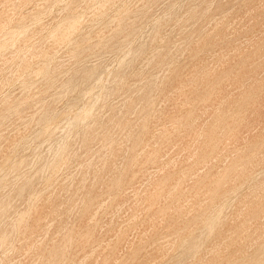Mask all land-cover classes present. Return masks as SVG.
I'll use <instances>...</instances> for the list:
<instances>
[{
	"label": "rangeland",
	"instance_id": "obj_1",
	"mask_svg": "<svg viewBox=\"0 0 264 264\" xmlns=\"http://www.w3.org/2000/svg\"><path fill=\"white\" fill-rule=\"evenodd\" d=\"M111 1L0 0V264H264V0Z\"/></svg>",
	"mask_w": 264,
	"mask_h": 264
},
{
	"label": "bare ground",
	"instance_id": "obj_2",
	"mask_svg": "<svg viewBox=\"0 0 264 264\" xmlns=\"http://www.w3.org/2000/svg\"><path fill=\"white\" fill-rule=\"evenodd\" d=\"M44 1H45V0H44ZM99 1H100V0H99ZM112 1H113V0H112ZM112 1H111V2H112ZM141 1H143V0H141ZM200 1H201V0H200ZM200 1H199V2H200ZM47 2H48V1H47ZM63 2H64V1H63ZM66 2H67V1H66ZM84 2H85V1H84ZM89 2H90V1H89ZM39 3H40V2H39ZM42 3H43V2L41 1V4H42ZM45 3H46V2H45ZM99 3H100V2H99ZM99 3H97V4H99ZM102 3H103V2H102ZM104 3H105V2H104ZM121 3H122V2H121ZM139 3H140V2H139ZM139 3H138V4H139ZM181 3H183V2H181ZM202 3H203V2H202ZM36 4H38V3H36ZM61 4H62V3H61ZM69 4H70V3H69ZM114 4H115V3H114ZM123 4H124V3H123ZM138 4H137V5H138ZM199 4H200V3H199ZM212 4H214V3H212ZM45 5H46V4H45ZM71 5H72V4H71ZM71 5H70V6H71ZM77 5H78V4H77ZM179 5H180V4H179ZM209 5H210V4H209ZM80 6H81V5H80ZM87 6H88V5H87ZM92 6H94V5H92ZM112 6H113V5H112ZM198 6H199V5H198ZM46 7H47V6H46ZM72 7H73V6H72ZM88 7H89V6H88ZM94 7H95V6H94ZM94 7H93V8H94ZM98 7H99V6H98ZM199 7H200V6H199ZM222 7H223V5H222ZM57 8H58V7H57ZM67 8H68V7H66V9H67ZM70 8H71V7H70ZM78 8H79V7H78ZM78 8H77V10H78ZM96 8H97V7H96ZM102 8H103V7H102ZM192 8H193V7H192ZM39 9H41V7H40ZM63 9H65V7H64ZM123 9H124V8H123ZM206 9H207V8H206ZM52 10H53V9H52ZM77 10H76V11H77ZM190 10H191V9H190ZM42 11H43V10H42ZM44 11H45V10H44ZM46 11H47V10H46ZM60 11H62V10H60ZM204 11H205V10H204ZM68 12H69V11H68ZM78 12H79V11H78ZM78 12H77V13H78ZM202 12H203V11H202ZM12 13H13V12H12ZM36 13H38V12H36ZM70 13H71V12H70ZM167 13H168V12H167ZM58 14H59V12H58ZM30 15H32V14H30ZM35 15H36V14H35ZM92 15H93V14H92ZM67 16H69V15H67ZM173 16H174V15H173ZM194 16L196 17L197 15H194ZM29 17H32V16H29ZM49 17H50V16H49ZM71 17H72V16H71ZM80 17H81V16H80ZM83 17H84V16H82L81 18L83 19ZM95 17H96V16H95ZM200 17H201V16H200ZM203 17H204V16H203ZM38 18H39V17H38ZM72 18H74V17H72ZM75 18H76V17H75ZM81 18H80V19H81ZM160 18H161V17H160ZM32 19H33V18H32ZM63 19H64V18H63ZM63 19H62V20H63ZM80 19H79V20H80ZM115 19H116V18H115ZM187 19H188V18H187ZM190 19H191V18H190ZM190 19H189V20H190ZM194 19H195V18H194ZM22 20H24V19H22ZM66 20H67V19H64V21H66ZM83 20H84V19H83ZM110 20H111V19H110ZM110 20H109V21H110ZM169 20H170V19H169ZM72 21H74V20H72ZM80 21H81V20H80ZM130 21H131V20H130ZM156 21H157V20H156ZM196 21H197V20H196ZM62 22H63V21H62ZM76 22H77V21H76ZM110 22H111V21H110ZM114 22H115V21H114ZM114 22H113V23H114ZM69 23H70V22H69ZM108 23H109V22H108ZM113 23H112V24H113ZM153 23H154V22H153ZM209 23H210V22H209ZM209 23H208V24H209ZM60 24H61V23H60ZM35 25H36V24H35ZM56 25H57V24H56ZM104 25H105V24H104ZM106 25H107V24H106ZM106 25H105V26H106ZM119 25H120V24H119ZM184 25H185V24H184ZM15 26H16V25H15ZM108 26H110V24H109ZM147 26H148V25H147ZM192 26H193V25H192ZM18 27H19V26H18ZM23 27H24V26H23ZM52 27H55V26H52ZM59 27H60V26H59ZM102 27H103V26H102ZM153 27H154V26H153ZM21 28H22V27H21ZM30 28H31V27H30ZM123 28H124V27H123ZM174 28H176V27H174ZM191 28H192V27H191ZM26 29H27V28H26ZM42 29H43V28H42ZM192 29H193V28H192ZM24 30H25V29H24ZM39 30H40V29H39ZM18 31H19V30H18ZM102 31H103V30H102ZM258 31H259V30H258ZM4 32H5V31H4ZM41 32H43V31H41ZM132 32H133V31H132ZM132 32H131V33H132ZM100 33H101V32H100ZM129 33H130V32H129ZM133 33H134V32H133ZM23 34H24V33H23ZM23 34H22V36H23ZM47 34H48V33H47ZM50 34H51V32H50ZM166 34H167V33H166ZM166 34H165V35H166ZM51 35H53V34H51ZM87 35H88V34H87ZM130 35H132V34H130ZM148 35H149V34H148ZM35 36H36V35H35ZM85 36H86V35H85ZM161 36H162V35H161ZM161 36H159V37H161ZM169 36H170V35H169ZM193 36H194V35H193ZM45 37H46V35H45ZM50 37H51V36H50ZM127 37H128V36H127ZM176 37H177V36H176ZM182 37H183V36H182ZM42 38H43V37H42ZM129 38H130V37H129ZM126 39H127V38H125V40H126ZM31 40H32V39H31ZM112 40H113V39H112ZM189 40H190V39H189ZM223 40H224V39H223ZM53 41H54V40H53ZM68 41H69V40H68ZM107 41L109 42L110 40H107ZM118 41H119V40H118ZM122 41H124V40L122 39ZM164 41H165V40H164ZM26 42H27V41H26ZM26 42L24 43V45L26 44ZM40 42H41V41H40ZM59 42H60V41H59ZM108 42H107V43H108ZM116 42H117V41H116ZM116 42H115V43H116ZM162 42H163V41H162ZM2 43H3V42H2ZM37 43H38V42H37ZM68 43H69V42H68ZM71 43H72V42H71ZM88 43H89V42H88ZM115 43H114V45H117V44H118V42H117V44H115ZM172 43H173V42H172ZM0 44H1V43H0ZM4 44H5V43H4ZM78 44H79V43H78ZM119 44H120V41H119ZM119 44H118V45H119ZM151 44H152V43H151ZM187 44H188V43H187ZM142 45H143V44H142ZM13 46H15V45L13 44ZM67 46H68V45H67ZM97 46H98V45H97ZM106 46H107V45H106ZM189 46H190V45H189ZM9 47H10V46H9ZM115 47H116V46H115ZM158 47H159V46H158ZM175 47H176V46H174V48H175ZM24 48H25V47H24ZM59 48H60V47H59ZM65 48H66V47H65ZM77 48H78V47H77ZM98 48H99V47H98ZM103 48H104V46H103ZM103 48H102V49H103ZM180 48H181V45H180ZM8 49H9V48H8ZM8 49H7V51H8ZM12 49H13V48H12ZM157 49H158V48H157ZM157 49H156V50H157ZM40 50H41V48H40ZM73 50H74V48H73ZM88 50H89V49H88ZM125 50H126V49H125ZM167 50H168V49H167ZM171 50H172V49H171ZM182 50H183V48H182ZM47 51H48V50H47ZM78 52H79V51H78ZM160 52H161V49H160ZM100 53H101V52H100ZM130 53H131V52H130ZM150 53H151V52H150ZM153 53H154V52H153ZM158 53H159V52H158ZM45 54H47V53L45 52ZM156 54H157V53H156ZM161 54H162V53H161ZM176 54H177V53H176ZM183 54H184V52H183ZM43 55H44V54H43ZM77 55H78V54H77ZM195 55H196V54H195ZM126 56H127V55H126ZM130 56H131V55H130ZM90 57H91V56H90ZM133 57H134V56H133ZM139 57H140V56H139ZM149 57H150V56H149ZM159 57H160V56H159ZM164 57H165V56H164ZM166 57H167V56H166ZM176 57H177V56H176ZM181 57H183V55H182ZM71 58H73V57H71ZM177 58H178V57H177ZM175 59H176V58H175ZM147 60H148V58H147ZM150 60H151V59H150ZM153 60H154V58H153ZM164 60H165V59H164ZM179 60H180V59H179ZM21 61H22V59H21ZM145 61H146V60H145ZM176 61H177V60H176ZM149 62H150V61H149ZM162 62H163V61H162ZM169 62H170V61H169ZM172 62H173V59H172ZM38 63H40V62H38ZM38 63H37V64H38ZM81 63H82V62H81ZM119 63H120V62H119ZM143 63H144V62H143ZM150 63H151V62H150ZM156 63H157V62H156ZM3 64H4V63H3ZM145 64H146V63H145ZM13 65H14V64H13ZM19 65H20V64H19ZM38 65H39V64H38ZM77 65H78V64H77ZM118 65H119V64H118ZM148 65H149V64H148ZM158 65H159V64H158ZM4 66H5V65H4ZM73 66H74V65H73ZM78 66H79V65H78ZM168 66H169V65H168ZM29 67H30V69H31V66H29ZM33 67H34V66H33ZM33 67H32V68H33ZM42 67H43V66H42ZM42 67H41L40 70H42ZM145 67H147V65H145ZM145 67H144V68H145ZM187 67H188V66H187ZM3 68H4V67H3ZM11 68H12V67H11ZM11 68H10V69H11ZM59 68H60V67H59ZM59 68H58V69H59ZM71 68H72V67H71ZM19 69H21V68H19ZM166 69H167V68H166ZM25 70H27V69H25ZM33 70H34V69H33ZM53 70H55V66H54V69H53ZM53 70H52V71H53ZM137 70H138V69H137ZM168 70H169V69H168ZM191 70H192V69H191ZM6 71H7V70H6ZM31 71H32V70H31ZM34 71H35V70H34ZM38 71H39V70L37 69V72H38ZM67 71H68V70H67ZM94 71H95V70H94ZM104 71H105V70H104ZM161 71H162V70H161ZM24 72H25V71H24ZM28 72H29V71H28ZM50 72H51V71H50ZM76 72H77V71H76ZM165 72H166V71H165ZM226 72H227V71H226ZM4 73H6V72L4 71ZM30 73H31V72H30ZM30 73H29V74H30ZM39 73H40V71H39ZM45 73H46V72H45ZM48 73H49V72H48ZM99 73H100V72H99ZM102 73H103V72H102ZM109 73H110V72H109ZM109 73H108V74H109ZM140 73H141V72H140ZM17 74H18V72H17ZM29 74H28L27 76H29ZM36 74H37V73H36ZM63 74H65V73H63ZM103 74H104V73H103ZM1 75H2V74H1ZM3 75H4V74H3ZM10 75H11V73H10ZM10 75H9V76H10ZM13 75H14V74H13ZM32 75H33V74H32ZM34 75H35V73H34ZM46 75H47V73H46ZM66 75H67V74H66ZM142 75H143V74H142ZM7 76H8V75H7ZM20 76H21V75H20ZM42 76H43V75H42ZM99 76H101V75H99ZM134 76H135V75H134ZM157 76H159V75H157ZM11 77H12V76H11ZM64 77H65V76H64ZM73 77H74V76H73ZM90 77H92V76H90ZM90 77H89V78H90ZM101 77H102V76H101ZM108 77H109V76H108ZM122 77H123V76H122ZM140 77H141V76H140ZM16 78H17V77H16ZM20 78H21V77H20ZM89 78H88V79H89ZM97 78L100 79V77H97ZM97 78H96V79H97ZM138 78H139V77H138ZM153 78H154V77H153ZM58 79H59V78H58ZM58 79H55V80L57 81ZM136 79H137V78H136ZM158 79H159V78H158ZM158 79H157V80H158ZM11 80H12V79H11ZM24 80H25V79H24ZM41 80H42V79H41ZM41 80H40V81H41ZM70 80L72 81V79H70ZM90 80H91V79H90ZM101 80H102V78H101ZM101 80H100V81H101ZM162 80H163V79H162ZM9 81H10V80H9ZM38 81H39V80H38ZM53 81H54V80H53ZM95 81H96V80H95ZM97 81H98V80H97ZM97 81H96V82H97ZM214 81H215V80H214ZM22 82H23V81H22ZM31 82H32V81H31ZM51 82H52V81H51ZM65 82H66V81H65ZM67 82H68V81H67ZM98 82H99V81H98ZM155 82H156V81H155ZM155 82H154V83H155ZM223 82H224V81H223ZM20 83H21V82H20ZM20 83H19V84H20ZM26 83H27V82H26ZM44 83H45V82H44ZM107 83H108V82H107ZM116 83H117V82H116ZM151 83H152V82H151ZM151 83H150V84H151ZM34 84H35V83H34ZM34 84H33V85H34ZM37 84H38V83H37ZM75 84H76V83H75ZM75 84H73L72 87H73ZM135 84H136V83H135ZM139 84H140V83H139ZM139 84H138V85H139ZM152 84H153V83H152ZM152 84H151V85H152ZM33 85H31V86H33ZM46 85H47V84H46ZM51 85H53V83H52ZM55 85H56V84H55ZM64 85H65V84H64ZM67 85H68V83H67L64 87H66ZM93 85H94V84H93ZM1 86H2V85H1ZM20 86H21V85H20ZM48 86H49V84H48ZM53 86H54V85H53ZM103 86H104V85H103ZM139 86H140V85H139ZM153 86H154V85H153ZM153 86H152V87H153ZM155 86H156V83H155ZM160 86H161V85H160ZM180 86H181V85H180ZM34 87H35V85H34ZM43 87H44V86H43ZM60 87H63V86H60ZM64 87H63V88H64ZM74 87H75V86H74ZM92 87H93V86H92ZM112 87H113V86H112ZM27 88H28V86H27ZM129 88H130V86H129ZM144 88H145V87H144ZM21 89H22V88H21ZM48 89H49V88H48ZM50 89H52V88L50 87ZM50 89H49V90H50ZM61 89H62V88H61ZM76 89H77V88H76ZM78 89H79V88H78ZM111 89H112V88H111ZM127 89H128V88H127ZM137 89H138V88H137ZM145 89H146V88H145ZM25 90H26V86H25ZM66 90H67V89H66ZM126 91H127V90H126ZM128 91H129V90H128ZM130 91H131V90H130ZM132 91H133V90H132ZM141 91H142V90H141ZM144 91H145V90H144ZM150 91H151V90H150ZM23 92H24V91H23ZM23 92H22V93H23ZM28 92H30V91H28ZM66 92H67V91H66ZM73 92H74V91H73ZM88 92H90V91H88ZM98 92H99V91H98ZM146 92H147V91H146ZM74 93H75V92H74ZM101 93H102V92H101ZM101 93H99V94H101ZM139 93H140V92H139ZM27 94H29V93H27ZM27 94H26V95H27ZM57 94H58V93H57ZM61 94H62V93H61ZM61 94H60V96H61ZM132 94H133V92H132ZM205 94H206V93H205ZM13 95H14V93H13ZM20 95H21V94H20ZM87 95H88V93H87ZM124 95H125V94H124ZM128 95H129V94H128ZM137 95H139V94H137ZM23 96H24V95H23ZM57 96H58V95H57ZM83 96H86V95H83ZM83 96H82V97H83ZM99 96H100V95H99ZM139 96H140V95H139ZM209 96H210V95H209ZM11 97H12V96H11ZM35 97H36V95H35ZM63 97H65V96H63ZM100 97H101V96H100ZM120 97H121V96H120ZM123 97H124V96H123ZM129 97H130V96H129ZM136 97H138V96H136ZM19 98H20V97H19ZM19 98H18V96H17V99H19ZM53 98H54V97H53ZM96 98H97V97H96ZM96 98H95V100H96ZM149 98H150V97H149ZM17 99H16V100H17ZM49 99H50V98H49ZM61 99H62V98H61ZM89 99H90V98H89ZM89 99H88V100H89ZM99 99H100V98H98V100H99ZM119 99H120V98H119ZM143 99H144V98H143ZM19 100H20V99H19ZM21 100H22V99H21ZM23 100H24V99H23ZM70 100H71V99H70ZM98 100H97V101H98ZM138 100H139V99H138ZM140 100H141V99H140ZM76 101H77V100H76ZM150 101H151V100H150ZM195 101H196V100H195ZM204 101H205V100H204ZM4 102H5V101H4ZM6 102H7V100H6ZM73 102H75V100H74ZM115 102H116V101H115ZM127 102H128V101H127ZM152 102H153V100H152ZM206 102H207V101H206ZM212 102H213V101H212ZM7 103H8V102H7ZM7 103H6V104H7ZM14 103H17V102L14 101ZM20 103H21V102H20ZM20 103H19V104H20ZM93 103H94V102H93ZM95 103H96V102H95ZM97 103H98V102H97ZM97 103H96V104H97ZM169 103H170V102H169ZM183 103H184V102H183ZM203 103H204V102H203ZM2 104H3V103H2ZM31 104H32V103H31ZM35 104H36V103H35ZM40 104H41V103H40ZM44 104H45V103H44ZM74 104H75V103H74ZM77 104H78V103H77ZM185 104H186V103H185ZM185 104H184V105H185ZM20 105H21V104H20ZM132 105H133V104H132ZM2 106H3V105H2ZM5 106H6V105H5ZM14 106H15V105H14ZM17 106H18V105H17ZM27 106H28V105H27ZM74 106H75V105H74ZM77 106H78V105H76L75 108H77ZM84 106H85V105H84ZM90 106H92V105H90ZM112 106H113V105H112ZM145 106H147V105H145ZM36 107H37V106H36ZM36 107H35V108H36ZM87 107H88V106H87ZM136 107H137V106H136ZM149 107H150V106H149ZM151 107H152V106H151ZM159 107H160V106H159ZM183 107H184V106H183ZM196 107H197V106H196ZM9 108H10V107H9ZM42 108H43V107H42ZM120 108H121V105H120ZM134 108H135V107H134ZM113 109H114V108H113ZM148 109H149V108H148ZM14 110H15V108H14ZM22 110H23V109H22ZM22 110H20V111H22ZM32 110H33V109H32ZM72 110H73V109H72ZM77 110H78V109H77ZM87 110H88V109H87ZM135 110H136V109H135ZM149 110H150V109H149ZM149 110H147V111H149ZM6 111H7V110H6ZM20 111H19V112H20ZM47 111H48V110H47ZM47 111H46V112H47ZM49 111H51V110H49ZM52 111H54V110H52ZM52 111H51V114L53 113ZM73 111H74V110H73ZM79 111H80V110H79ZM85 111H86V110H85ZM110 111H111V110H110ZM112 111H113V110H112ZM117 111H118V110H117ZM117 111H116V112H117ZM119 111H120V109H119ZM144 111H145V110H144ZM8 112H9V110H8ZM19 112H18V113H19ZM25 112H26V111H25ZM37 112H38V111H37ZM37 112H36V113H37ZM39 112H40V111H39ZM69 112H72V111L69 110ZM88 112H89V111H88ZM88 112H87V113H88ZM113 112H114V111H113ZM129 112H130V111H129ZM142 112H143V111H142ZM27 113L30 114L31 112L29 113V111H28ZM27 113H26V114H27ZM48 113H49V112H48ZM58 113H59V112H58ZM58 113H57V114H58ZM73 113H74V112H73ZM75 113H76V112H75ZM81 113H82V112H81ZM81 113H80V114H81ZM85 113H86V112H85ZM85 113H84V115H85ZM117 113H120V112H117ZM134 113H135V112H134ZM159 113H160V112H159ZM4 114H5V113H4ZM20 114H21V113H20ZM20 114H19V115H20ZM33 114H35V113L33 112ZM46 114H47V113H46ZM46 114H45V115H46ZM63 114H64V113H62V116H63ZM0 115H1V114H0ZM2 115H3V114H2ZM67 115H69V114H67ZM115 115H116V114H115ZM117 115H118V114H117ZM131 115H132V114H131ZM146 115H147V114H146ZM8 116H9V114L7 115V117H8ZM16 116H18V115H16ZM16 116H15V117H16ZM36 116H37V114H36ZM41 116H42V115H40V117H41ZM78 116H79V115H78ZM132 116H133V115H132ZM10 117H13V116H10ZM33 117H35V115H33ZM40 117H39V118H40ZM48 117H49V116H48ZM63 117H64V116H63ZM73 117H74V116H73ZM85 117H86V115H85ZM31 118H32V117H31ZM46 118H47V117H46ZM75 118H76V116H75ZM79 118H80V116H79ZM123 118H124V117H123ZM181 118H182V117H181ZM20 119H21V118H20ZM28 119H29V118H28ZM40 119H41V118H40ZM40 119H39V120H40ZM53 119H54V117H53ZM55 119H57V118L55 117ZM55 119H54V120H55ZM70 119H71V118H70ZM85 119H86V118H84V120H85ZM101 119H102V118H101ZM101 119H100V120H101ZM112 119H114V118H112ZM17 120H19V119H17ZM23 120H24V118H23ZM30 120H32V119H30ZM30 120H28V122H29ZM51 120H52V119H51ZM57 120H58V119H57ZM66 120H67V119H66ZM78 120H79V119H78ZM100 120H99V122H101ZM179 120H180V118H179ZM14 121H15V120H14ZM24 121H25V120H24ZM33 121H34V120H33ZM40 121H41V120H40ZM48 121H49V120H48ZM48 121H47V122H48ZM52 121H53V120H52ZM60 121H61V120H60ZM72 121H73V120H72ZM82 121H83V120L81 119V122H82ZM127 121H128V120H127ZM2 122H3V121H2ZM2 122H1V123H2ZM21 122H22V119H21ZM21 122H19V123H21ZM47 122H46L45 124H47ZM56 122H57V121H56ZM76 122H80V121H77V119H76ZM112 122H113V121H112ZM112 122H111V123H112ZM1 123H0V124H1ZM29 123H31V122H29ZM29 123H28V124H29ZM32 123H33V122H32ZM39 123H40V122H39ZM54 123H55V122H54ZM73 123H74V122H73ZM124 123H125V122H124ZM171 123H172V122H171ZM28 124L25 125V123H24L25 127H28ZM55 124H56V123H55ZM55 124H52V125H55ZM69 124H70V123H69ZM119 124H120V123H119ZM13 125H15V124H13ZM13 125H12V126H13ZM30 125H31V124H30ZM30 125H29V126H30ZM50 125H51V124H50ZM64 125H65V124H64ZM73 125H75V124H73ZM132 125H133V124H132ZM43 126H45V125H43ZM57 126H58V125H57ZM65 126H66V125H65ZM94 126H95V125H94ZM110 126H111V125H110ZM127 126H128V125H127ZM143 126H144V125H143ZM10 127H11V126H10ZM10 127H9V128H10ZM20 127H21V124H20ZM22 127H23V125H22ZM46 127H48V129H49L48 124L46 125ZM46 127H44V128L47 130ZM78 127H79V126H78ZM116 127H117V126H116ZM17 128H18V127H17ZM96 128H97V126H96ZM106 128H107V127H106ZM128 128H129V127H128ZM128 128H127V129H128ZM167 128H168V127H167ZM5 129H6V128H5ZM18 129H19V128H18ZM24 129H26V128H23V130H24ZM83 129H84V128H83ZM109 129H110V128H109ZM137 129H138V128H137ZM143 129H144V128H143ZM146 129H148V128H146ZM228 129H229V128H228ZM14 130H15V129H14ZM14 130H13V131H14ZM40 130H41V129H40ZM42 130H43V132L46 131V130H44V129H42ZM63 130H64V129H63ZM63 130H62V131H63ZM104 130H105V129H104ZM80 131H81V130H80ZM97 131H98V129H97ZM112 131H113V130H112ZM116 131H117V130H116ZM124 131H125V130H124ZM20 132H21V131H20ZM38 132H40V131H37V132L35 133V134H36V137L38 136L37 134H39ZM41 132H42V131H41ZM46 132H47V131H46ZM108 132H109V131H108ZM129 132H130V131H129ZM138 132H140V131L138 130ZM155 132H156V131H155ZM168 132H169V131H168ZM4 133H5V132H4ZM53 133H54V131H53ZM84 133H85V132H84ZM84 133H83V136H84ZM135 133H136V132H135ZM153 133H154V132H153ZM165 133H166V132H165ZM169 133H170V132H169ZM9 134H10V133H9ZM18 134H19V133H18ZM23 134H24V133H23ZM40 134H41V133H40ZM40 134H39V135H40ZM49 135H50V134H49ZM77 135H78V134H77ZM77 135H76V137H77ZM92 135H93V134H92ZM136 135H138V134H136ZM9 136H10V135H9ZM23 136H24V135H23ZM40 136H41V135H40ZM43 136H44V135H43ZM73 136H74V135H73ZM131 136H132V135H131ZM171 136H172V135H171ZM26 137H27V136H26ZM30 137H31V136H30ZM30 137H29V138H30ZM38 137H39V136H38ZM65 137H67V136H65ZM128 137H129V136H128ZM39 138H41V137H39ZM63 138H64V137H63ZM118 138H119V137H118ZM123 138H124V137H123ZM132 138H133V137H132ZM153 138H154V136L152 137V139H153ZM0 139H1V138H0ZM64 139H65V138H64ZM82 139H83V138H82ZM152 139H150V140L152 141ZM22 140H23V139H22ZM27 140H28V139H27ZM27 140H26V141H27ZM62 140H63V139H62ZM73 140H74V139H73ZM78 140H79V139H78ZM97 140H98V139H97ZM159 140H160V139H159ZM19 141H20V140H19ZM28 141H29V140H28ZM28 141H27V142H28ZM33 141H34V140H33ZM60 141H61V140H60ZM94 141H95V140H94ZM125 141H126V140H125ZM141 141H142V140H141ZM148 141H149V140H148ZM7 142H8V140H7ZM15 142H16V141H15ZM101 142H102V141H101ZM118 142H119V141H118ZM127 142H128V141H127ZM0 143H1V142H0ZM23 143H25V142H23ZM33 143H34V142H33ZM44 143H45V142H44ZM67 143H69V142H67ZM82 143H83V142H82ZM143 143H144V142H143ZM145 143L147 144V142H145ZM19 144H21V143H19ZM57 144H58V143H57ZM25 145H26V144H25ZM59 145H60V144H59ZM62 145H63V144H62ZM74 145H75V144H74ZM89 145H90V144H89ZM91 145H92V144H91ZM143 145H144V144H143ZM2 146H3V145H2ZM20 146H21V145H20ZM34 146H35V145H34ZM39 146H40V145H39ZM39 146H38V147H39ZM50 146H51V145H50ZM50 146H49V147H50ZM53 146H54V145H53ZM57 146H58V145H57ZM110 146H111V145H110ZM137 146H138V145H137ZM141 146H142V144H141ZM152 146H153V145H152ZM14 147H15V146H14ZM41 147H42V146H41ZM64 147H65V146H64ZM78 147H79V146H78ZM112 147H113V146H112ZM138 147H139V146H138ZM1 148H2V147H1ZM22 148H23V147H22ZM34 148H35V147H34ZM51 148H52V147H51ZM57 148H58V147H57ZM57 148H56V149H57ZM106 148H107V147H106ZM144 148H145V147H144ZM148 148H149V147H148ZM154 148H155V147H154ZM12 149H13V148H12ZM36 149H37V148H36ZM72 149H73V148H72ZM81 149H82V148H81ZM127 149H128V148H127ZM137 149H138V148H137ZM17 150H18V149H17ZM37 150H38V149H37ZM40 150H41V149H40ZM46 150H47V149H46ZM48 150H49V149H48ZM66 150H67V149H66ZM66 150H65V152H66ZM79 150H80V149H79ZM112 150H113V149H112ZM130 150H131V149H130ZM52 151H53V150H52ZM56 151H57V150H56ZM100 151H101V150H100ZM102 151H103V150H102ZM13 152H14V150H13ZM35 152H36V151H35ZM109 152H110V151H109ZM118 152H119V151H118ZM145 152H146V151H145ZM236 152H237V151H236ZM8 153H9V152H8ZM17 153H18V152H17ZM42 153H43V152H42ZM49 153H50V151H49ZM51 153H52V152H51ZM51 153H50V154H51ZM54 153H55V152H54ZM87 153H88V152H87ZM89 153H90V152H89ZM125 153H126V152H125ZM256 153H257V152H256ZM15 154H16V153H15ZM33 154H34V153H33ZM52 154H53V153H52ZM75 154H76V153H75ZM96 154H97V153H96ZM106 154H107V153H106ZM140 154H141V153H140ZM213 154H214V153H213ZM13 155H14V153H13ZM41 155H42V154H41ZM41 155H40V157H41ZM56 155H57V154H56ZM77 155H78V154H77ZM84 155H85V154H84ZM125 155H126V154H125ZM164 155H165V154H164ZM10 156H11V155H10ZM19 156H20V155H19ZM19 156H17V157H19ZM32 156H33V155H32ZM36 156H37V154H36ZM48 156H49V155H48ZM14 157H15V156H14ZM54 157H55V156H54ZM68 157H69V154H68ZM68 157H67V158H68ZM125 157H126V156H125ZM138 157H139V155H138ZM201 157H202V156H201ZM28 158H29V157H28ZM38 158H39V157H38ZM79 158H80V157H79ZM92 158H94V156H93ZM116 158H117V157H116ZM123 158H124V157H123ZM136 158H137V156H136ZM5 159H7V158H5ZM16 159H17V158H16ZM16 159H15V160H16ZM19 159H20V158H18V160H19ZM25 159H26V158H25ZM29 159H30V158H29ZM46 159H48V158H46ZM46 159H44V160L47 161ZM54 159H55V158H54ZM96 159H97V158H96ZM105 159H106V157H105ZM110 159H111V158H110ZM248 159H249V158H248ZM18 160H17V162H18ZM20 160L23 161L22 158H21ZM30 160H31V159H30ZM32 160H33V159H32ZM141 160H142V159H141ZM227 160H228V159H227ZM241 160H242V159H240V161H241ZM22 161H21V162H22ZM26 161H27V160H25V162H26ZM45 161H44V162H45ZM9 162H10V161H9ZM19 162H20V161H19ZM29 162H30V161H29ZM53 162H54V161H53ZM76 162H77V161H76ZM89 163H90V161H89ZM93 163H94V162H93ZM95 163H97V162H95ZM132 163H133V162H132ZM147 163H148V162H147ZM150 163H152V161H151ZM13 164H14V163H13ZM22 164H23V163H22ZM45 164H46V163H45ZM3 165H5V164H3ZM3 165H2V166H3ZM19 165H20V164L18 163V166H19ZM85 165H86V164H85ZM121 165H122V164H121ZM145 165H146V164H145ZM89 166H90V165H89ZM44 167H45V166H44ZM44 167H43V168H44ZM81 167H82V166H81ZM125 167H126V166H125ZM8 168H9V166H8ZM39 168H40V167H39ZM62 168H63V167H62ZM62 168H61V170H62ZM237 168H238V167H237ZM34 169H35V167H34ZM134 169H135V168H134ZM42 170H43V169H42ZM53 170H54V169H53ZM123 170H124V168H123ZM130 170H131V169H130ZM232 170H233V169H232ZM0 171H1V170H0ZM10 171H11V170H10ZM15 171H16V170H15ZM39 171H40V170H39ZM43 171H44V170H43ZM86 171H87V170H86ZM88 171H89V170H88ZM88 171H87V172H88ZM172 171H173V170H172ZM244 171H245V170H244ZM37 172H38V171H37ZM51 172H52V171H51ZM60 172H61V171H60ZM75 172H76V171H75ZM105 172H106V171H105ZM218 172H219V171H218ZM13 173H15V172H13ZM28 173H29V172H28ZM30 173H31V172H30ZM79 173H80V171H79ZM95 173H96V172H95ZM228 173H229V172H228ZM261 173H262V172H261ZM35 174H36V172H35ZM37 174H38V173H37ZM37 174H36L35 179L38 178ZM41 174H43V173L41 172ZM73 174H74V173H73ZM73 174H72V175H73ZM221 174H222V173H221ZM12 175H13V174H12ZM12 175H11V176H12ZM39 175H40V174H39ZM44 175H45V174H44ZM56 175H57V174H56ZM77 175H78V174H77ZM81 175H82V174H81ZM137 175H138V174H137ZM182 175H183V174H182ZM22 176H23V175H22ZM82 176H83V175H82ZM120 176H121V175H120ZM206 176H207V175H206ZM226 176H227V175H226ZM2 177H3V175H2ZM4 177H5V176H4ZM7 177H8V176H7ZM30 177H32V176H30ZM33 177H34V176H33ZM33 177H32V179H33ZM73 177H74V176H73ZM183 177H184V176H183ZM228 177H229V176H228ZM218 178H219V177H218ZM236 178H237V177H236ZM32 179H30V180L32 181ZM39 179H41V178H39ZM132 179H134V178H132ZM184 179H185V178H184ZM37 180H38V179H37ZM44 180H47V179H44ZM259 180H260V179H259ZM0 181H1V180H0ZM39 181H40V180H39ZM70 181H71V180H70ZM182 181H183V180H182ZM182 181H181V182H182ZM250 181H251V180H250ZM37 182H38V181H37ZM45 182H46V181H45ZM81 182H82V181H81ZM129 182H130V181H129ZM213 182H214V181H213ZM223 182H224V181H223ZM5 183H6V182H5ZM5 183H4V184H5ZM29 183H30V182H29ZM35 183H36V182H35ZM48 183H49V182H48ZM91 183H92V182H91ZM219 183H220V182H219ZM30 184H31V183H30ZM82 184H83V183H82ZM161 184H162V183H161ZM248 184H250V183H248ZM24 185H26V183H25ZM27 185H28V184H27ZM33 185H34V184H33ZM78 185H79V184H78ZM15 186H16V185H15ZM47 186H48V185H47ZM22 187L25 188L26 186H22ZM32 187H33V186H32ZM54 187H55V186H54ZM217 187H218V182H217ZM232 187H233V186H232ZM28 188H29V187H28ZM65 188H66V187H65ZM221 188H222V187H221ZM247 188H248V187H247ZM26 189H27V187H26ZM217 189H218V188H217ZM217 189H216V190H217ZM241 189H242V188H241ZM21 190H22V189H21ZM24 190H25V189H24ZM32 190H33V189H32ZM52 190H53V189H52ZM55 190H56V189H55ZM64 190H65V189H64ZM94 190H95V189H94ZM239 190H240V189H239ZM18 191H19V190H18ZM22 191H23V190H22ZM27 191H28V190H27ZM39 191H40V189H39ZM87 191H88V190H87ZM92 191H93V190H92ZM212 191H213V189H212ZM23 192H24V191H23ZM214 192H215V191H214ZM21 193H22V192L20 191V194L18 193V195L21 196V195L24 194V193H22V194H21ZM27 193H28V192H27ZM44 193H45V192H44ZM63 193H64V191H63ZM92 193H93V192H92ZM229 193H230V192H229ZM241 193H242V191H241ZM71 194H72V193H71ZM188 194H189V193H188ZM215 194H216V193H215ZM222 194H223V193H222ZM27 195H28V194H27ZM36 195H39V194L36 193ZM42 195H43V194H42ZM62 195H63V194H62ZM80 195H81V194H80ZM87 195H88V194H87ZM212 195H213V194H212ZM19 196H17V197H19ZM28 196H29V195H28ZM213 196L215 197V195H213ZM253 196H254V195H253ZM5 197H6V196H5ZM17 197H16V199H17ZM22 197H23V196H22ZM70 197H71V196H70ZM80 197H81V196H80ZM222 197H223V196H222ZM222 197H221V198H222ZM245 197H246V196H245ZM35 198H36V197H35ZM160 198H161V197H160ZM211 198H212V197H211ZM218 198H219V197H218ZM8 199H9V198H8ZM61 199H62V197H61ZM212 199H213V198H212ZM212 199H210V200H212ZM257 199H258V198H257ZM30 200H31V199H30ZM47 200H48V199H47ZM67 200H69V199H67ZM82 200H83V199H82ZM64 201H65V200H64ZM83 201H84V200H83ZM149 201H150V200H149ZM13 202H14V201H13ZM15 202H16V201H15ZM32 202H33V200H32ZM81 202H82V201H81ZM88 202H89V201H88ZM92 202H93V201H92ZM109 202H110V201H109ZM165 202H166V200H165ZM209 202H210V201H209ZM231 202H232V201H231ZM102 203H103V202H102ZM221 203H222V202H221ZM60 204H61V203H59L58 206H59ZM62 204H63V203H62ZM70 204H71V203H70ZM188 204H189V202H188ZM211 204H212V203H211ZM222 204H223V203H222ZM13 205H14V204H13ZM26 205H27V204H26ZM86 205H87V204H86ZM199 205H200V204H199ZM213 206H214V204H213ZM22 207H23V206H22ZM61 207H62V206H61ZM153 207H154V206H153ZM204 207H205V206H204ZM218 207H219V206H218ZM221 207H222V206H221ZM221 207H220V208H221ZM68 208H69V206H68ZM99 208H100V207H99ZM184 208H185V207H184ZM208 208H209V207H208ZM6 209L8 210V208H6ZM53 209H54V208H53ZM192 209H193V208H192ZM211 209H212V208H211ZM3 210H4V209H3ZM30 210H31V209H30ZM120 210H121V209H120ZM148 210H149V209H148ZM203 210H204V209H203ZM215 210H216V209H215ZM217 210H218V209H217ZM73 211H74V210H73ZM170 211H171V209H170ZM219 211H221V210H219ZM2 212H3V211H2ZM30 212H31V211H30ZM30 212H29V214H30ZM97 212H98V210L95 212V214H96ZM166 212H167V211H166ZM204 212H205V211H204ZM35 213H36V212H35ZM72 213H73V212H72ZM176 213H177V212H176ZM231 213H232V212H231ZM126 214H127V213H126ZM202 214H204V213H202ZM212 214H213V213H212ZM212 214H211V215H212ZM4 215H5V213H4ZM211 215H210V216H211ZM18 216H19V215H18ZM135 216H136V215H135ZM200 216H201V215H200ZM213 216H214V215H213ZM225 216H226V215H225ZM230 216H231V215H230ZM22 217H23V216H22ZM92 217H93V216H92ZM133 217H134V215H133ZM145 217H146V216H145ZM173 217H174V216H173ZM173 217H172V218H173ZM219 217H220V216H219ZM228 217H229V216H228ZM51 218H52V217H51ZM93 218H94V217H93ZM131 218H132V217H131ZM177 218H178V217H177ZM210 218H211V217H210ZM232 218H233V217H232ZM112 219H113V218H112ZM133 219H134V218H133ZM135 219H136V218H135ZM162 219H163V218H162ZM194 219H195V218H194ZM226 219H227V218H226ZM226 219H225V220H226ZM1 220H2V219H1ZM15 220H16V219H15ZM174 220H175V219H173V221H174ZM181 220H182V219H181ZM195 220H196V219H195ZM195 220H194V221H195ZM216 220H217V219H216ZM234 220H235V219H234ZM236 220H237V219H236ZM12 221H13V220H12ZM176 221H177V220H176ZM214 221H215V220H214ZM230 221H232V220H230ZM60 222H61V221H60ZM90 222H92V221H90ZM124 222H125V221H124ZM232 222H233V221H232ZM128 223H129V222H128ZM179 223H180V222H179ZM193 223H194V222H193ZM20 224H21V223H20ZM61 224H62V223H61ZM95 224H96V223H95ZM50 225H51V224H50ZM127 225H128V224H127ZM3 226H4V225H3ZM14 226H15V225H14ZM63 226L65 227V225H63ZM68 226H69V225H68ZM68 226H67V227H68ZM130 227H131V226H130ZM172 227H173V226H172ZM239 227H240V226H239ZM8 228H9V227H8ZM169 228H170V227H169ZM186 228H187V227H186ZM10 229H12V228H10ZM206 229H207V228H206ZM4 230H5V228H4ZM4 230H3V231H4ZM64 230H65V229H64ZM120 230H121V229H120ZM234 230H235V229H234ZM17 231H18V230H17ZM123 231H124V230H123ZM125 231H126V230H125ZM0 232H2V231H0ZM11 232H12V231H11ZM45 232H46V230H45ZM175 233H176V232H175ZM205 233H206V232H205ZM11 234H12V233H11ZM44 234H45V233H44ZM46 234H47V233H46ZM53 234H54V233H53ZM65 234H66V233H65ZM119 234H120V233H119ZM37 235H38V234H37ZM54 235H56V234H54ZM54 235H53V236H54ZM87 235H88V234H87ZM121 235H123V233H121L120 236H121ZM142 235H143V234H142ZM201 235H202V234H201ZM210 235H211V234H210ZM4 236H5V233H4ZM9 236H11V235H9ZM9 236H8V237H9ZM14 236H15V234H14ZM19 236H20V235H19ZM23 236H24V235H23ZM34 236H35V235H34ZM47 236H48V235H47ZM47 236H46V237H47ZM120 236H119V237H120ZM140 236H141V235H140ZM177 236H178V233H177ZM208 236H209V235H208ZM51 237H52V236H51ZM54 237H55V236H54ZM87 237H88V236H87ZM161 237H162V236H161ZM174 237H175V235H174ZM178 237H179V236H178ZM0 238H1V236H0ZM3 238H4V237H3ZM176 238H177V237H176ZM176 238H174V239H176ZM229 238H230V237H229ZM63 239H64V238H63ZM63 239H62V240H63ZM157 239H158V238H157ZM13 240H14V239H13ZM103 240H104V238H103ZM103 240H102V241H103ZM118 240H119V238H118ZM118 240H117L116 242H118ZM120 240H121V239H120ZM139 240H140V239H139ZM167 240H168V239H167ZM171 240H172V239H171ZM210 240H211V238H210ZM4 241H5V239H4ZM50 241H51V239H50ZM109 241H110V239H109ZM134 241H135V240H134ZM155 241H156V240H155ZM179 241H180V240H179ZM236 241H237V240H236ZM10 242H11V241H10ZM57 242H58V241H57ZM69 242H71V241H69ZM249 242H250V241H249ZM50 243H51V242H50ZM107 243H108V242H107ZM158 243H159V242H158ZM174 243H175V242H174ZM184 243H185V242H184ZM201 243H202V242H201ZM58 244H60V243H58ZM58 244H56V245H58ZM69 244H70V243H69ZM93 244H94V243H93ZM95 244H97V242H96ZM100 244H101V242H100ZM116 244H117V243H116ZM116 244H115V245H116ZM144 244H145V243H144ZM179 244H180V243H179ZM10 245H11V244H10ZM39 245H40V243H39ZM91 245H92V244H91ZM139 245H140V244H139ZM149 245H150V244H149ZM153 245H155V242H154ZM153 245H152V246H153ZM166 245H167V244H166ZM168 245H169V244H168ZM23 246H24V245H23ZM45 246H46V245H45ZM59 246H60V245H59ZM92 246H93V245H92ZM113 246H114V245H113ZM152 246H151V247H152ZM160 246H161V245H160ZM32 247H33V246H32ZM57 247H58V246H57ZM172 247H173V246H172ZM22 248H23V247H22ZM44 248H45V247H44ZM61 248H62V247H61ZM66 248H67V247H66ZM109 248H110V247H109ZM154 248H155V247H154ZM258 248H259V247H258ZM261 248H262V247H261ZM95 249H96V248H95ZM97 249H98V248H97ZM112 249H114V248H112ZM145 249H146V248H145ZM145 249H144V250H145ZM157 249H158V247H157ZM248 249H249V248H248ZM53 250H54V249H53ZM53 250H52V251H53ZM182 250H183V249H182ZM258 250H259V249H258ZM42 251H43V249H42ZM54 251H56V249H55ZM67 251H68V250H67ZM94 251H95V250H94ZM103 251H104V250H103ZM154 251H155V250H154ZM157 251H158V250H157ZM162 251H163V250H162ZM185 251H186V250H185ZM13 252H14V251H13ZM110 252H111V251H110ZM138 252H139V251H138ZM62 253H64V252H62ZM67 253H68V252H67ZM255 253H258V252L255 251ZM255 253H254V255H255ZM49 254H50L49 256H51V253H50V252H49ZM60 254H61V252H60ZM136 254H138V253H136ZM190 254H191V253H190ZM190 254H189V255H190ZM250 254H251V253H250ZM69 255H70V254H69ZM88 255H89V254H88ZM93 255H94V254H93ZM134 255H135V254H134ZM189 255L187 254V255H186V258H187V256H189ZM40 256H41V255H40ZM61 256L63 257V255H61ZM107 256H108V255H107ZM107 256H106V257H107ZM135 256H136V255H135ZM169 256H170V255H169ZM179 256H181V255H179ZM229 256H230V255H229ZM42 257H43V255H42ZM106 257H105V259H106ZM130 257H131V256H130ZM149 257H150V256H149ZM254 257H255V256H254ZM36 258H37V257H36ZM97 258H98V257H97ZM124 258H125V257H124ZM132 258H133V257H132ZM151 258H152V257H151ZM163 258H164V257H163ZM175 258H176V257H175ZM183 258H184V257H183ZM245 258H246V257H245ZM248 258H249V257H248ZM44 259H45V258H44ZM62 259H63V258H62ZM68 259H69V258H68ZM83 259H84V258H83ZM192 259H193V258H192ZM47 260H48V259H47ZM87 260H88V259H87ZM95 260H96V259H95ZM100 260H101V259H100ZM108 260H109V259H108ZM183 260H184V259H183ZM183 260H182V261H183ZM185 260H186V259H185ZM241 260H242V259H241ZM43 261H44V260H43ZM43 261H42V262H43ZM59 261H60V260H59ZM63 261H64V260H63ZM65 261H66V260H65ZM104 261H105V260H104ZM106 261H107V260H106ZM56 262H57V261H56ZM61 262H62V261H61ZM61 262H60V263H61ZM66 262H67V261H66ZM80 262H81V261H80ZM134 262H135V261H134ZM177 262H179V261H177ZM177 262H176V263H177ZM180 262H181V261H180ZM183 262H184V261H183ZM228 262H229V261H228ZM231 262H233V261H231ZM39 263H40V262H39ZM53 263H54V262H53ZM57 263H58V262H57ZM64 263H65V262H64ZM97 263H98V262H97ZM140 263H141V262H140ZM153 263H154V262H153ZM153 263H152V264H153ZM157 263H158V261H157ZM164 263H165V262H164ZM167 263H168V262H167ZM253 263H255V262H253ZM29 264H30V263H29ZM105 264H106V263H105ZM137 264H138V263H137ZM159 264H160V263H159ZM177 264H178V263H177ZM226 264H227V263H226ZM255 264H256V263H255Z\"/></svg>",
	"mask_w": 264,
	"mask_h": 264
}]
</instances>
